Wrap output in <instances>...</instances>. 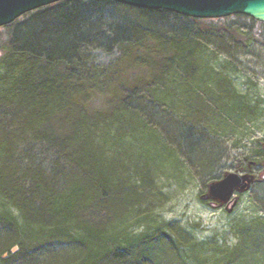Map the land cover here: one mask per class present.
I'll return each instance as SVG.
<instances>
[{
    "label": "trees",
    "instance_id": "16d2710c",
    "mask_svg": "<svg viewBox=\"0 0 264 264\" xmlns=\"http://www.w3.org/2000/svg\"><path fill=\"white\" fill-rule=\"evenodd\" d=\"M215 27L264 40L244 14L112 0H61L0 26V264H264V216L231 247L152 216L161 164L178 150L214 164L209 138L230 140L259 111L229 62L210 65ZM97 49L115 57L97 63Z\"/></svg>",
    "mask_w": 264,
    "mask_h": 264
},
{
    "label": "rangeland",
    "instance_id": "374dc122",
    "mask_svg": "<svg viewBox=\"0 0 264 264\" xmlns=\"http://www.w3.org/2000/svg\"><path fill=\"white\" fill-rule=\"evenodd\" d=\"M231 24L234 25V22ZM240 25L245 27L247 22L241 21ZM205 40L208 44L212 43L209 49L217 52L210 65L218 69V64L229 62L233 85L241 93L248 94L249 99L258 101L259 111L248 123L235 129L230 140L224 139L226 136L216 140L213 136L208 137L210 143L217 142L218 145L217 149L214 148L216 154H212L214 164H191L179 150L175 164L168 161L161 164L155 175L160 195L152 216L162 224L167 222L184 229L197 241L214 239L231 247L237 242L235 232L241 223L264 216V178L239 193L233 206L229 202L226 207L214 208L208 204L209 199H201V195L206 193L208 183L226 172L246 167L249 161H257L258 167L263 169L264 151L260 152V149L264 148V40L256 37L237 39L224 27H215L213 34ZM92 53L94 60L100 64L108 63L115 57V53L100 49ZM227 68L224 67V70ZM143 151L158 160L157 150ZM256 155V159L251 157ZM228 208L231 210L228 211Z\"/></svg>",
    "mask_w": 264,
    "mask_h": 264
},
{
    "label": "water",
    "instance_id": "95a60500",
    "mask_svg": "<svg viewBox=\"0 0 264 264\" xmlns=\"http://www.w3.org/2000/svg\"><path fill=\"white\" fill-rule=\"evenodd\" d=\"M61 0H0V26L9 24L22 14ZM128 6L161 9L193 18H221L244 14L264 22V0H112ZM256 181L251 173L226 172L221 178L211 181L201 199H212L217 206L232 202L247 191ZM231 208H228L230 211Z\"/></svg>",
    "mask_w": 264,
    "mask_h": 264
},
{
    "label": "flooded vegetation",
    "instance_id": "af4514ba",
    "mask_svg": "<svg viewBox=\"0 0 264 264\" xmlns=\"http://www.w3.org/2000/svg\"><path fill=\"white\" fill-rule=\"evenodd\" d=\"M258 162L257 161H250L249 163H247L246 167H239L237 170L239 171H243V172H246V173H251L255 176V179L257 181H261L263 178H264V161L261 162L262 166H263V169L261 170L259 167H258ZM254 182V183H255ZM253 183V184H254ZM208 204L214 208H221V207H225V205H220V206H217V202L215 200H212V199H209L207 200Z\"/></svg>",
    "mask_w": 264,
    "mask_h": 264
},
{
    "label": "bare ground",
    "instance_id": "6f19581e",
    "mask_svg": "<svg viewBox=\"0 0 264 264\" xmlns=\"http://www.w3.org/2000/svg\"><path fill=\"white\" fill-rule=\"evenodd\" d=\"M223 205V204H222ZM226 207V206H225ZM218 208V207H217Z\"/></svg>",
    "mask_w": 264,
    "mask_h": 264
}]
</instances>
